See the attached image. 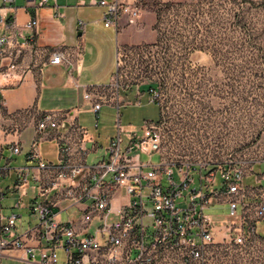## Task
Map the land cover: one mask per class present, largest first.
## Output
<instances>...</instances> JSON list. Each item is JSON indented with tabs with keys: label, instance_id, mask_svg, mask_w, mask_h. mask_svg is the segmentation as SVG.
Wrapping results in <instances>:
<instances>
[{
	"label": "built area",
	"instance_id": "2783aa9c",
	"mask_svg": "<svg viewBox=\"0 0 264 264\" xmlns=\"http://www.w3.org/2000/svg\"><path fill=\"white\" fill-rule=\"evenodd\" d=\"M2 1L0 74L22 72L21 57L27 49L36 55L43 52L35 42L37 19L31 17L22 29L9 32L15 25L3 11L10 0ZM44 2L40 0L39 5ZM97 3L105 7L104 26L116 30L122 17L127 25H135L143 13L139 2ZM170 8L177 9L175 4ZM154 23L157 41L117 45L111 81L86 88L83 100L94 114L95 128L100 109L110 106L118 111L122 92L130 89H134L135 102L147 94L158 107V120L145 121L138 131L126 134L117 121L104 157L90 165L85 162L86 131L75 109L62 114L45 112L35 120L24 153L33 164H12L23 151L21 142L9 143L7 155L0 147V264L7 258L18 259L19 252L24 264H56L58 249L64 252L63 264H226L224 255L237 260L242 250H247L243 259L252 260L254 243L264 239L259 229V224L264 226V186L249 187L243 181L254 162L244 167L233 162L215 166L177 163L167 160L162 150L161 94L150 76L154 53L162 41L157 18ZM47 53L49 64L62 63L69 72L75 68L74 49ZM9 127L8 132L18 131L13 122ZM49 135L58 145L57 163L45 161L40 154V142ZM174 168L177 182L172 178ZM263 179L261 173L257 181ZM29 188L34 190L30 195ZM7 193L16 196L8 214L3 207ZM116 200L120 201L115 205ZM179 200L185 205H179ZM217 204L225 205L226 212L216 222L205 210ZM53 208L64 211L65 220H58ZM14 209H25L33 220L24 222Z\"/></svg>",
	"mask_w": 264,
	"mask_h": 264
},
{
	"label": "rangeland",
	"instance_id": "374dc122",
	"mask_svg": "<svg viewBox=\"0 0 264 264\" xmlns=\"http://www.w3.org/2000/svg\"><path fill=\"white\" fill-rule=\"evenodd\" d=\"M174 4L175 10L170 8ZM147 6L158 20L162 39L150 76L161 94V147L166 159L209 166L233 162L241 167L264 161V0H149ZM158 117V107L143 93L118 111L103 106L96 128L94 117L87 113L79 116V122L88 132L105 137L116 133L117 121L126 134ZM260 170L264 173V162ZM33 192L28 189V195ZM15 198L3 200L6 214L12 212ZM13 211L21 213L24 222L33 220L25 209ZM205 212L224 214L226 206L212 205ZM262 240L254 243L252 260L243 259L247 250H242L237 260L224 255V261L264 264ZM56 261L64 263L63 250L56 251ZM2 264L23 263L3 260Z\"/></svg>",
	"mask_w": 264,
	"mask_h": 264
},
{
	"label": "crops",
	"instance_id": "0c3cea01",
	"mask_svg": "<svg viewBox=\"0 0 264 264\" xmlns=\"http://www.w3.org/2000/svg\"><path fill=\"white\" fill-rule=\"evenodd\" d=\"M39 1L10 0L3 11L6 19L15 25L9 29L11 33L16 28L22 29L31 17L37 19L35 42L43 52L36 55L27 49L21 57L22 72L18 70L10 74H0V147L3 148V154L7 155L6 146L9 143L21 142L23 151L14 157L12 164H33L32 161H27L24 153L32 138L35 120L45 112L62 114L75 109L74 115L79 125L86 131L85 162L90 165L104 157L105 147L113 135L101 137L98 133L88 132L80 124L81 114L87 113L94 117L88 104L83 100V93L90 86L106 85L111 81L115 71L117 45L131 46L157 41L158 35L154 28L155 15L147 6L149 0H120L130 3L139 2L143 13L135 25H127L122 17L116 30L113 26H104L101 19L105 7L99 5L97 0H45L42 5H39ZM157 1L184 2L188 0ZM2 5L3 1L0 0V7ZM56 13L61 16H57ZM22 32L27 34L26 30ZM17 40L21 38L17 37ZM64 47L75 51L73 55L75 68L71 72L62 63H48L47 52ZM120 100L121 105L135 101L134 89L125 91L120 96ZM12 122L18 127L15 133L8 132ZM43 145L46 147L45 152L42 151ZM39 150L45 161L57 163L58 145L52 136H46L41 140ZM263 162H254L246 170L243 181L247 186L255 187L262 184L263 180L257 181V179L262 173L260 165ZM8 196L12 194L7 193L6 197ZM119 201L116 200L114 204H118ZM52 211L58 220H65L64 211L59 212L56 208ZM211 215L217 222L222 214ZM260 233L264 235V227L260 229ZM17 255L18 259L5 260L23 263L20 259V257L23 258L22 253L19 252Z\"/></svg>",
	"mask_w": 264,
	"mask_h": 264
},
{
	"label": "water",
	"instance_id": "95a60500",
	"mask_svg": "<svg viewBox=\"0 0 264 264\" xmlns=\"http://www.w3.org/2000/svg\"><path fill=\"white\" fill-rule=\"evenodd\" d=\"M63 127L66 128L67 127V123H64Z\"/></svg>",
	"mask_w": 264,
	"mask_h": 264
}]
</instances>
